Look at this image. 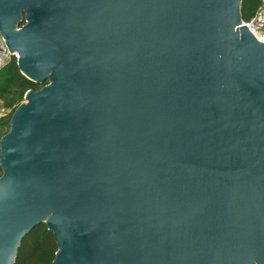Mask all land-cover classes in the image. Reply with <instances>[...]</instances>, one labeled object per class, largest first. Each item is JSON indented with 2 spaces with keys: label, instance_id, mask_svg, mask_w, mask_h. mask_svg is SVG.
Returning <instances> with one entry per match:
<instances>
[{
  "label": "water",
  "instance_id": "water-1",
  "mask_svg": "<svg viewBox=\"0 0 264 264\" xmlns=\"http://www.w3.org/2000/svg\"><path fill=\"white\" fill-rule=\"evenodd\" d=\"M240 4L0 0V65L47 80L0 138V264L42 222L51 264H264V43Z\"/></svg>",
  "mask_w": 264,
  "mask_h": 264
},
{
  "label": "trees",
  "instance_id": "trees-1",
  "mask_svg": "<svg viewBox=\"0 0 264 264\" xmlns=\"http://www.w3.org/2000/svg\"><path fill=\"white\" fill-rule=\"evenodd\" d=\"M261 5V0H241V19L248 20L253 17ZM46 83L47 80L37 83L27 78L20 71L14 56L0 65V138L7 132L10 118L25 92L38 90ZM1 174L0 167V176ZM57 249L53 232L45 223H39L21 240L13 264H51Z\"/></svg>",
  "mask_w": 264,
  "mask_h": 264
},
{
  "label": "built area",
  "instance_id": "built-area-1",
  "mask_svg": "<svg viewBox=\"0 0 264 264\" xmlns=\"http://www.w3.org/2000/svg\"><path fill=\"white\" fill-rule=\"evenodd\" d=\"M261 1L262 5L256 14L248 20L241 19V25H244L257 41L264 43V0Z\"/></svg>",
  "mask_w": 264,
  "mask_h": 264
},
{
  "label": "rangeland",
  "instance_id": "rangeland-1",
  "mask_svg": "<svg viewBox=\"0 0 264 264\" xmlns=\"http://www.w3.org/2000/svg\"><path fill=\"white\" fill-rule=\"evenodd\" d=\"M24 102V96H23V99H22V101L19 103V104H22Z\"/></svg>",
  "mask_w": 264,
  "mask_h": 264
}]
</instances>
